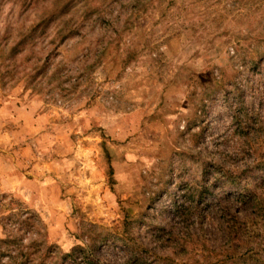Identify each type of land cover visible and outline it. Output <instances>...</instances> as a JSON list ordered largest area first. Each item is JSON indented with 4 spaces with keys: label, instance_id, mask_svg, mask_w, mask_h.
<instances>
[{
    "label": "rangeland",
    "instance_id": "rangeland-1",
    "mask_svg": "<svg viewBox=\"0 0 264 264\" xmlns=\"http://www.w3.org/2000/svg\"><path fill=\"white\" fill-rule=\"evenodd\" d=\"M91 245L264 264V0H0V264Z\"/></svg>",
    "mask_w": 264,
    "mask_h": 264
},
{
    "label": "trees",
    "instance_id": "trees-1",
    "mask_svg": "<svg viewBox=\"0 0 264 264\" xmlns=\"http://www.w3.org/2000/svg\"><path fill=\"white\" fill-rule=\"evenodd\" d=\"M68 33H73L71 31H69ZM70 36V35H69ZM68 36V37H69ZM92 245L89 247H79L77 250H72L70 252H68V254H66L64 256V260L68 261V263L70 262L71 264H97L95 263L94 259L92 258Z\"/></svg>",
    "mask_w": 264,
    "mask_h": 264
}]
</instances>
